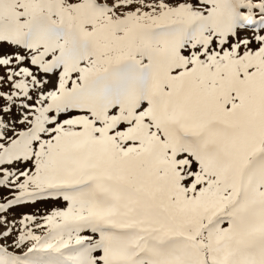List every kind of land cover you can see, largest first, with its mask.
<instances>
[{
  "label": "snow or ice",
  "instance_id": "obj_1",
  "mask_svg": "<svg viewBox=\"0 0 264 264\" xmlns=\"http://www.w3.org/2000/svg\"><path fill=\"white\" fill-rule=\"evenodd\" d=\"M0 264H264V0H0Z\"/></svg>",
  "mask_w": 264,
  "mask_h": 264
}]
</instances>
